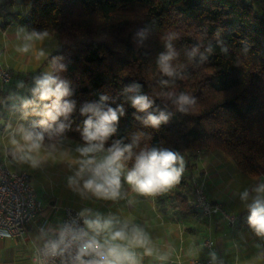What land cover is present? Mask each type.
Segmentation results:
<instances>
[{
    "label": "trees",
    "instance_id": "obj_1",
    "mask_svg": "<svg viewBox=\"0 0 264 264\" xmlns=\"http://www.w3.org/2000/svg\"><path fill=\"white\" fill-rule=\"evenodd\" d=\"M14 6L27 12H12ZM9 15L34 35L58 41L45 63L68 83L65 99L75 105L58 121L64 132L40 124L50 101L31 93L26 100L32 103L21 108L44 143L84 145L81 132L91 114L81 108H122L105 150L117 142L132 145L129 167L151 148L183 157L176 190L154 195L155 203L199 222L205 220L193 206V180L200 176L192 173L193 157L219 151L243 175L264 178V0H1L0 16ZM169 44L176 53L171 76L158 65ZM181 93L195 99L186 112L174 104ZM138 95L152 102L147 112L132 106ZM161 112L169 119L159 128L144 123L149 113Z\"/></svg>",
    "mask_w": 264,
    "mask_h": 264
},
{
    "label": "crops",
    "instance_id": "obj_2",
    "mask_svg": "<svg viewBox=\"0 0 264 264\" xmlns=\"http://www.w3.org/2000/svg\"><path fill=\"white\" fill-rule=\"evenodd\" d=\"M12 10L25 14L27 7L14 6ZM1 18V41L5 40L2 29L13 32L20 28L21 31H28L16 22L8 21L11 19L9 16ZM17 37L10 41L16 46L21 43ZM1 62L7 65L6 57ZM40 77L41 75H38V78ZM25 78L13 76L0 93V159L9 168L27 172L37 197L41 199L33 184L35 177L22 169V165L12 163V157L9 155L10 151L17 152L11 141L13 139L21 141V129L35 132L27 114L21 109L35 87L33 80L35 78H30V81ZM45 145L49 148L54 146V151L48 154L42 150L40 156L43 160L36 165L41 172L59 174L58 179L65 182V189L74 190L68 185V177L76 170L71 157L78 156L76 149L83 145L64 140ZM65 152L69 156L61 154ZM192 159L194 163L192 173L200 174L207 196L223 205L225 213L235 219L232 224L221 216L199 222L191 217L180 216L167 205L161 211L155 203L154 195L143 196L133 193L123 180L121 198L115 201L103 200L91 194L80 193V198L74 203L73 208L83 214L85 220L96 219L99 216L102 219L112 218L120 222L130 220L142 227L148 234L150 247L153 249L152 260L148 264H188V261L194 258H207L208 255L201 246L207 235L213 237L216 245L217 252L213 264H264V237H258L251 229L248 223L250 212L246 202L241 200V193L247 189L250 202L255 195L253 190L264 183V178L243 175L232 160L219 151L199 154ZM37 173L39 174L36 172V175ZM172 190H176V187H172ZM42 202L43 214L27 226L25 236L0 239V264H34L35 249L42 246L48 236L57 232L63 212L55 216L54 211L48 208L53 202L48 206H45L43 200ZM45 218L49 222V228L41 231L39 226ZM85 227L88 231L86 224ZM135 251L142 257L144 249L136 248ZM160 255H164L166 259L160 260L158 258ZM141 260L142 258L140 262Z\"/></svg>",
    "mask_w": 264,
    "mask_h": 264
},
{
    "label": "clouds",
    "instance_id": "obj_3",
    "mask_svg": "<svg viewBox=\"0 0 264 264\" xmlns=\"http://www.w3.org/2000/svg\"><path fill=\"white\" fill-rule=\"evenodd\" d=\"M42 39V37H36ZM32 39V37H29ZM168 52L161 54L158 60L160 70L168 76L173 74L171 61L176 53L171 45H167ZM22 51L27 52L25 46ZM32 93L40 101H50L44 104V110L39 113L43 117L40 124L47 130L57 125L56 132L63 133L66 125L58 123L60 118L68 119L73 112L74 102L66 100L70 96L68 83L51 74H44L35 80ZM101 101L107 100L106 96L100 97ZM32 101H24L27 108ZM132 106L140 112H147L152 102L143 95L132 98ZM174 104L180 112L188 111V106L195 104V99L181 93ZM91 114L84 121L81 132L84 145L76 149L78 156L71 157L76 165L72 176L68 177V185L82 194L115 201L122 196V180L130 188L131 192L152 196L162 193L179 183L184 169L183 158L173 151L151 148L141 151L134 163L129 167L132 159V145L120 146L119 142L105 150V142L117 131V123L120 116L124 115L123 109L107 108L102 111L99 105L87 104L81 108V114ZM169 117L161 112L158 116L149 113L144 123L153 128H159L166 123ZM21 141L13 139L12 145L21 153L20 159L28 161L33 166L43 158L41 151L52 154L54 146L45 145V136L42 132L26 131L21 129ZM69 156L67 152L61 153ZM255 195L249 201V191L241 193V200L246 202L250 215L248 223L258 237H264V183L259 184L254 190ZM88 231H84L78 240L79 247L73 264H140L141 257L135 251L136 248L144 249L143 255L152 256L151 241L144 229L130 220L120 222L112 218L85 220ZM91 233V234H90ZM57 245L51 246L55 253ZM166 259L164 255L158 257Z\"/></svg>",
    "mask_w": 264,
    "mask_h": 264
},
{
    "label": "built area",
    "instance_id": "obj_4",
    "mask_svg": "<svg viewBox=\"0 0 264 264\" xmlns=\"http://www.w3.org/2000/svg\"><path fill=\"white\" fill-rule=\"evenodd\" d=\"M11 80L9 67L0 62V90ZM194 209L198 219L210 221L221 216L229 223L235 220L227 215L220 202L208 198L201 177L193 180ZM50 210H57L54 202L48 206ZM44 206L31 184L27 172L11 169L0 159V239L21 238L27 233V226L43 214ZM197 220L196 218H194ZM85 217L80 212L66 208L63 210L58 230L54 235L46 238L45 243L36 248L34 264H73L79 241L75 237L86 231ZM49 228L45 218L39 226L41 231ZM57 245L55 253L51 246ZM207 258H194L188 264H213L216 258V245L213 237L207 235L202 243Z\"/></svg>",
    "mask_w": 264,
    "mask_h": 264
},
{
    "label": "rangeland",
    "instance_id": "obj_5",
    "mask_svg": "<svg viewBox=\"0 0 264 264\" xmlns=\"http://www.w3.org/2000/svg\"><path fill=\"white\" fill-rule=\"evenodd\" d=\"M257 5L259 6V4ZM12 12L16 11L12 10ZM10 18L11 19H8V21H13V18ZM0 19H2L1 16ZM7 26L8 25H5V27ZM19 29L13 32L8 29L6 31L2 29L5 40L1 41L0 39V58L3 60V58L6 57L11 79L13 76L15 78H22L25 76L27 81H30V78H35L33 80H36L38 75L43 76L44 74L52 72L45 62L48 55L59 47L56 38L49 35L36 36L31 32L21 31V29ZM15 37L18 38V41H21L17 46L11 43ZM29 37H32V39H29ZM36 37H42V39H37ZM25 46L28 47L27 52L22 51ZM9 155L12 157V161L10 160L12 163L19 166L22 165V169L29 171L31 176L33 178L35 177L33 180L34 187L37 188V193H39V197L44 201L45 206H48L50 202H54L57 208V210L54 211L55 216L60 215L66 208L75 209L73 205L77 199L80 198L81 192L76 193L74 190L65 189V182H60L58 179L59 174H56V176L55 174L51 175L46 172H41L37 165L33 166L28 161H22L20 159V154L17 152L10 151ZM36 172H39V174L37 173L36 175ZM204 239L201 242V246ZM141 256L142 260L140 264H148V262L152 260V256L143 255V253Z\"/></svg>",
    "mask_w": 264,
    "mask_h": 264
}]
</instances>
